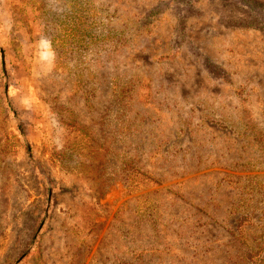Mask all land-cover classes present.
<instances>
[{
    "label": "rangeland",
    "instance_id": "rangeland-1",
    "mask_svg": "<svg viewBox=\"0 0 264 264\" xmlns=\"http://www.w3.org/2000/svg\"><path fill=\"white\" fill-rule=\"evenodd\" d=\"M0 264H264V0H0Z\"/></svg>",
    "mask_w": 264,
    "mask_h": 264
}]
</instances>
